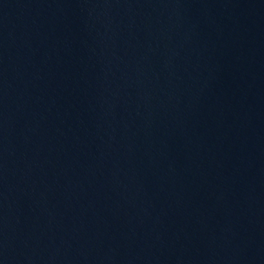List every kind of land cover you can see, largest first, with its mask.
Masks as SVG:
<instances>
[{"label": "water", "instance_id": "95a60500", "mask_svg": "<svg viewBox=\"0 0 264 264\" xmlns=\"http://www.w3.org/2000/svg\"><path fill=\"white\" fill-rule=\"evenodd\" d=\"M0 264H264V0H0Z\"/></svg>", "mask_w": 264, "mask_h": 264}]
</instances>
